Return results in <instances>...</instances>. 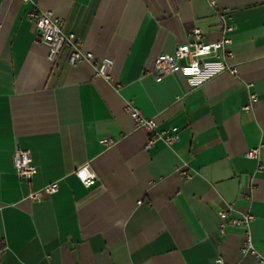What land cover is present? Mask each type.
Instances as JSON below:
<instances>
[{
  "label": "crops",
  "instance_id": "0c3cea01",
  "mask_svg": "<svg viewBox=\"0 0 264 264\" xmlns=\"http://www.w3.org/2000/svg\"><path fill=\"white\" fill-rule=\"evenodd\" d=\"M50 11L84 51L113 61L55 62L29 13ZM231 27V30H227ZM230 40L228 65L191 87L178 71L158 79L155 59L189 41ZM185 61H180L184 64ZM255 95L252 101L250 95ZM130 104L177 128L171 144L135 126ZM108 141L103 143V141ZM262 146L259 160L244 156ZM36 173L20 179L16 149ZM264 0H0V264H259L264 258ZM96 175L85 186L76 171ZM190 174L183 179L178 170ZM39 201L27 195L50 183ZM252 215L247 226L220 230Z\"/></svg>",
  "mask_w": 264,
  "mask_h": 264
},
{
  "label": "built area",
  "instance_id": "2783aa9c",
  "mask_svg": "<svg viewBox=\"0 0 264 264\" xmlns=\"http://www.w3.org/2000/svg\"><path fill=\"white\" fill-rule=\"evenodd\" d=\"M212 9H216V0H207ZM29 18L34 22L36 28V37L40 43L47 47V58L55 62L61 52H67V61L73 66L82 61L91 63L94 69L95 77L108 78L110 68L113 61L108 57L97 59L91 51L82 49L81 40L74 33H64L62 30L63 23L61 19L54 17L50 11L35 10L29 13ZM228 27L227 30H231ZM230 40L221 38L212 43H204L202 41V32L200 29H193L190 33V39L187 43L178 46L173 54H161L154 62L153 73L158 79H162L171 75L178 70L191 87H197L208 80L228 72L237 73V68L227 64L226 59L230 56L228 49ZM184 60V64L180 61ZM250 99L254 101L255 95L251 94ZM126 111L134 120L135 126L145 130L150 134L146 147H150L157 140L163 141L165 144H171L177 139V128L173 127L169 130L158 131L157 122L154 119L145 117L139 110L132 105H126ZM108 142L103 141V143ZM261 145L248 149L244 156L249 159L259 160ZM12 163L17 176L26 181L30 180L36 173V167L33 164L31 153L25 149H16L12 155ZM264 166L258 164L257 170H263ZM179 175L183 179H189L190 174L183 169L178 170ZM76 175L85 186L92 185L96 180V175L89 169L87 165L76 171ZM58 191V183L53 182L45 185L39 190L32 191L27 195L30 201H39L46 196L52 195ZM221 219L220 230L222 231L227 225L231 226H247L252 220V215L245 213L242 218H231L226 221L227 212L219 213ZM243 255H250L258 259L259 264H264V258L261 257L253 248L250 235L247 233L241 247ZM216 264H221V259H217Z\"/></svg>",
  "mask_w": 264,
  "mask_h": 264
}]
</instances>
